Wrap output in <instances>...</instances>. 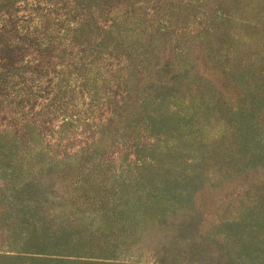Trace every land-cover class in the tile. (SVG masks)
Masks as SVG:
<instances>
[{
	"label": "rangeland",
	"instance_id": "1",
	"mask_svg": "<svg viewBox=\"0 0 264 264\" xmlns=\"http://www.w3.org/2000/svg\"><path fill=\"white\" fill-rule=\"evenodd\" d=\"M0 264H264V0H0Z\"/></svg>",
	"mask_w": 264,
	"mask_h": 264
}]
</instances>
